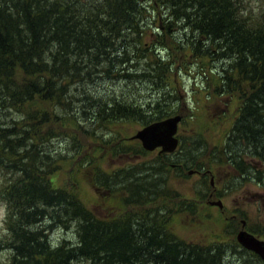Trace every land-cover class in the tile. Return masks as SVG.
<instances>
[{"label": "trees", "instance_id": "1", "mask_svg": "<svg viewBox=\"0 0 264 264\" xmlns=\"http://www.w3.org/2000/svg\"><path fill=\"white\" fill-rule=\"evenodd\" d=\"M259 2L256 11L243 0H0V108L19 115L0 126V203L7 229L0 252L11 253L6 264H223L220 251L177 240L168 231L167 215L153 206L169 193L152 174L128 172L137 182L124 200L127 208L109 219L76 192L56 186L53 173L70 157L42 155L49 154L45 142L55 137L71 140L73 156L82 154L79 133L113 141L109 134L82 131L79 122L66 124V115L78 119L77 104L98 120L147 125L165 119V111L155 110L159 103L148 106L147 112H156L148 115L136 99L112 95L103 102L88 90L96 80L133 68L127 66L130 54L140 51L147 36L146 52L153 44L168 52V60L158 59L162 68L179 66L182 53L229 62L216 90L241 99L240 117L227 138L229 162L244 165L245 147L264 164V0ZM146 10L153 16L144 22ZM179 27L188 31L182 37L174 34ZM194 150L193 157L203 152ZM97 154L91 152L85 165L92 166ZM253 168L242 169L243 176ZM103 178L98 173L95 181ZM74 223L76 242L51 243L54 229Z\"/></svg>", "mask_w": 264, "mask_h": 264}, {"label": "rangeland", "instance_id": "2", "mask_svg": "<svg viewBox=\"0 0 264 264\" xmlns=\"http://www.w3.org/2000/svg\"><path fill=\"white\" fill-rule=\"evenodd\" d=\"M243 2L256 11L263 5L259 0ZM145 12L147 17L144 22H147L153 13L151 10ZM155 29H152L154 33ZM176 30L174 34L178 37L188 32L180 27ZM148 40L145 36L138 47L140 51L131 52L127 66L133 68L124 70L118 78L96 80L88 90L93 98L103 102L113 99L112 95L136 99L134 102L142 106L148 115L156 113L147 112L148 106L156 103L160 106L155 110L162 109L167 113L165 119L181 115L179 137L182 149L179 154L166 160L159 155V150L146 151L135 136L149 124L134 119L98 120L91 114L86 117L83 104L76 105L79 107L76 108L78 119H70L66 115V124L70 123L72 127L79 122L82 131L88 128L97 131L98 136L109 134L113 141L108 144L109 137L101 142V139L79 133L80 156H73L75 147L71 140L56 137L45 142V151L49 154L38 153L54 159L60 155H64V159L70 157L65 163L63 160L62 171L53 173L56 186L76 192L89 209L109 219L120 218L127 208L124 200L132 183L137 182L129 178L128 172L135 173L137 177L152 174V178L161 180L160 188L163 186L162 189L169 193L166 197L158 196L153 207L158 206L161 213L167 215L166 227L177 240L220 251L223 264H264L258 254L245 250L237 240L241 231L248 230L255 231L264 240V174L258 175L264 172V168H260V172L255 168L248 169V176L241 174L244 168L260 166L245 147H241L240 151L246 157L244 165L229 162L231 153L226 149L227 138L240 117L241 99L237 93L233 97L216 92L222 85L225 70H230L229 62L210 56L188 58L182 53L179 66L171 64L169 68H162L158 59L161 56L168 60V52L157 44L146 52ZM232 74L237 75L235 71ZM16 118H19L16 112L0 108V126ZM200 148L202 154L193 157L192 153L197 152L194 149ZM95 150L99 154L93 158L92 166H86V161L92 158L91 152ZM192 161L196 164L186 167L185 164ZM195 171H201L206 176L194 175ZM114 172L120 175L114 177ZM98 173L106 178L96 182ZM173 195L177 198L171 197ZM219 198L223 200L222 209L212 204ZM5 217V205L0 203V235L7 233ZM242 220H246L247 225ZM75 225L68 230L62 227L54 229L51 243L63 242L64 239L76 242ZM10 255L8 250H1L0 263H8Z\"/></svg>", "mask_w": 264, "mask_h": 264}, {"label": "water", "instance_id": "3", "mask_svg": "<svg viewBox=\"0 0 264 264\" xmlns=\"http://www.w3.org/2000/svg\"><path fill=\"white\" fill-rule=\"evenodd\" d=\"M182 116L177 115L162 121L145 126L139 131L135 138L140 140L146 151L153 152L157 149L160 154H172L179 145L177 138L178 126ZM213 205L223 208L222 201L213 202ZM238 242L249 251L258 254L264 261V242L256 239L252 234L241 231L237 237Z\"/></svg>", "mask_w": 264, "mask_h": 264}, {"label": "flooded vegetation", "instance_id": "4", "mask_svg": "<svg viewBox=\"0 0 264 264\" xmlns=\"http://www.w3.org/2000/svg\"><path fill=\"white\" fill-rule=\"evenodd\" d=\"M259 161V160H258ZM259 164H260V166L258 167V168H256L255 166H253L256 170H257V172L259 171L260 172V168H264V164H262L260 161H259ZM208 174V173H207ZM209 174H211V171H209ZM194 175H201V178H203V177H205L206 175L204 174V173H202L201 171H195V174ZM257 178V177H256ZM258 179V178H257ZM263 182H264V180H263ZM211 197H213V195L211 196ZM218 200H222L221 198H219ZM223 201V200H222ZM233 217H235V216H233ZM243 222H245V224L247 225V222H246V220L244 221V220H242V223ZM246 228V227H245ZM248 230V229H247ZM250 231V233L251 234H253L256 238H258L259 240H261V241H264L261 237H259V235L255 232V231H252V230H248V232ZM245 249V248H244ZM260 258V257H259ZM261 261H263V260H261ZM264 262V261H263Z\"/></svg>", "mask_w": 264, "mask_h": 264}, {"label": "bare ground", "instance_id": "5", "mask_svg": "<svg viewBox=\"0 0 264 264\" xmlns=\"http://www.w3.org/2000/svg\"><path fill=\"white\" fill-rule=\"evenodd\" d=\"M253 180V179H252ZM255 182V181H254ZM61 241V240H60ZM229 249V248H228ZM232 252V251H231ZM240 253V252H239ZM239 255V254H238ZM245 256V255H244ZM248 257V256H247ZM257 262V261H256Z\"/></svg>", "mask_w": 264, "mask_h": 264}]
</instances>
